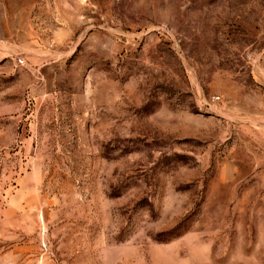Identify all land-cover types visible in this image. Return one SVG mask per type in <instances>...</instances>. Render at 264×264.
Returning <instances> with one entry per match:
<instances>
[{
    "label": "rangeland",
    "instance_id": "obj_1",
    "mask_svg": "<svg viewBox=\"0 0 264 264\" xmlns=\"http://www.w3.org/2000/svg\"><path fill=\"white\" fill-rule=\"evenodd\" d=\"M0 264H264V0H0Z\"/></svg>",
    "mask_w": 264,
    "mask_h": 264
},
{
    "label": "built area",
    "instance_id": "obj_2",
    "mask_svg": "<svg viewBox=\"0 0 264 264\" xmlns=\"http://www.w3.org/2000/svg\"><path fill=\"white\" fill-rule=\"evenodd\" d=\"M17 63L18 64H21L22 63V60L20 58L17 59Z\"/></svg>",
    "mask_w": 264,
    "mask_h": 264
}]
</instances>
